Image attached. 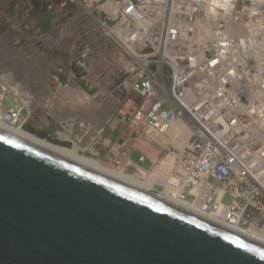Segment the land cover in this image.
Wrapping results in <instances>:
<instances>
[{
	"label": "built area",
	"instance_id": "built-area-1",
	"mask_svg": "<svg viewBox=\"0 0 264 264\" xmlns=\"http://www.w3.org/2000/svg\"><path fill=\"white\" fill-rule=\"evenodd\" d=\"M74 1L121 50L122 86L143 98L130 119L137 133L166 137L176 124L189 132L183 146H164L161 161H175L161 197L264 243V0ZM34 100L32 86L0 73L2 123L24 130ZM80 129L92 133L95 156L107 147L123 170L147 172L122 164L120 142L101 139L103 129Z\"/></svg>",
	"mask_w": 264,
	"mask_h": 264
},
{
	"label": "water",
	"instance_id": "water-1",
	"mask_svg": "<svg viewBox=\"0 0 264 264\" xmlns=\"http://www.w3.org/2000/svg\"><path fill=\"white\" fill-rule=\"evenodd\" d=\"M0 264H264V245L0 129Z\"/></svg>",
	"mask_w": 264,
	"mask_h": 264
},
{
	"label": "rangeland",
	"instance_id": "rangeland-1",
	"mask_svg": "<svg viewBox=\"0 0 264 264\" xmlns=\"http://www.w3.org/2000/svg\"><path fill=\"white\" fill-rule=\"evenodd\" d=\"M60 3L61 6L57 7ZM75 3L74 0H0V73L8 74L11 81L33 87V115L28 124L49 131L53 138L70 140L73 146L80 139V144L86 148L80 151L81 154L94 156L106 165L122 169L124 165L113 163L101 154L95 156L87 149L92 133L85 135L79 128L81 119H88L86 115L78 117L69 108L54 104L57 91L72 101V96H79L78 92L84 98L105 103L110 116L120 115L130 120L135 111L134 104L143 102L137 93L122 86L121 50L87 19L83 8ZM85 52L87 54L83 56ZM7 103L15 104L11 99ZM84 119L83 122L92 126ZM133 128L135 136H140ZM155 133L150 132L151 139ZM105 138L110 137L101 135V139ZM145 170L147 172L141 174L143 177L137 176L152 182L149 177L152 171ZM127 173L141 172L129 169ZM233 200L231 195L223 198L229 204Z\"/></svg>",
	"mask_w": 264,
	"mask_h": 264
},
{
	"label": "bare ground",
	"instance_id": "bare-ground-1",
	"mask_svg": "<svg viewBox=\"0 0 264 264\" xmlns=\"http://www.w3.org/2000/svg\"><path fill=\"white\" fill-rule=\"evenodd\" d=\"M3 75L6 78H10V76L8 74L4 73ZM0 129H2L4 131H8V132H10L16 136H19L20 138H22L26 141H29L33 144H37L38 146H42V147L48 149L49 151L56 152L59 155L66 156L70 159L76 160V161H78V162H80V163H82V164H84V165H86V166H88L94 170H98L104 174H109L112 177H117V178L129 183L132 186L139 187V188L146 190L147 192H149L151 194H155L159 197L162 196L163 192L160 191L158 184L166 183L165 178L170 173V171H172V168L174 167L175 154L171 153V154L167 155L161 161V163L159 165H157V167L154 170H152V172L149 174V177L152 178V182H150L147 178L145 180H142L140 178V176H137V175L132 174V173H127V171H125L121 168H114V167H111L109 165H106L99 158H96L94 156H89V155L87 156L85 154L84 155L81 154L80 151L84 150L86 148L85 147L83 148V146H82L83 143L80 144V142H79V141H81L80 139H79V141L77 140L78 143H75V145L72 148H68L65 146H60V145L55 144L53 142L51 143V142L47 141L46 139H42V138L36 136L34 133H31L28 130L14 128V127H11L9 125H6V124L2 123L1 121H0ZM151 131H153V130H150L149 133ZM169 133H170V135H168L166 137H164L163 135H159L158 133H155L152 137H154V139L161 142L164 146H167L170 144V142H173L178 147L183 146L185 144V141L189 137V132H188L187 128L185 127V125H183V124H179V125L176 124L172 129H170ZM61 137H64V136H61ZM87 149H89L90 152L94 155V153H93L94 149L92 147H89V148L87 147ZM141 174H143V172H141ZM163 199H165V198H163ZM165 200L171 202L172 204H174L178 207H181L184 210H187L188 212L192 213L193 215L202 217L204 219L211 221L212 223H215L217 225H220V226H223V227L230 229L229 227H227L223 223L211 220L210 218H208L207 216H205L204 214H202L200 211H198L197 209H195L193 206H191L189 204H186L184 202L174 201L170 197H168ZM232 231H234V230H232ZM234 232H236V231H234ZM236 233H239V232H236ZM255 242H257V241H255ZM259 244L264 245V243H259Z\"/></svg>",
	"mask_w": 264,
	"mask_h": 264
},
{
	"label": "crops",
	"instance_id": "crops-1",
	"mask_svg": "<svg viewBox=\"0 0 264 264\" xmlns=\"http://www.w3.org/2000/svg\"><path fill=\"white\" fill-rule=\"evenodd\" d=\"M60 6L61 3L57 4V7ZM57 20H59V17ZM87 89L84 90L86 93H88ZM57 92L58 94L54 97V104L57 107H67L72 112L77 113L78 117H80L79 115H86L88 119L82 118L81 121H83V119L90 121L92 132L103 129V137H110L120 142L121 145L118 153L122 164L130 158L149 170L152 169L158 161H161L164 145L154 138L135 136L133 124L130 120L120 115L110 116L106 104L102 101H96L94 98L90 97L84 98L83 95L78 92L77 95L79 96H77V98L72 96L74 98L72 101L66 98L63 92ZM41 104L44 106V103ZM100 154L101 157L110 159L109 155L111 154L108 153L107 147H103ZM140 157H144V159L140 160ZM111 161L115 163L113 160Z\"/></svg>",
	"mask_w": 264,
	"mask_h": 264
}]
</instances>
